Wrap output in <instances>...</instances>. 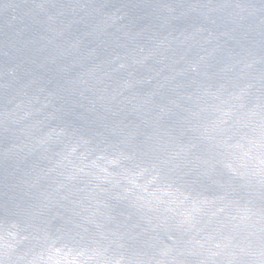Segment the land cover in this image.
I'll list each match as a JSON object with an SVG mask.
<instances>
[{
	"label": "water",
	"instance_id": "obj_1",
	"mask_svg": "<svg viewBox=\"0 0 264 264\" xmlns=\"http://www.w3.org/2000/svg\"><path fill=\"white\" fill-rule=\"evenodd\" d=\"M0 264H264V0H0Z\"/></svg>",
	"mask_w": 264,
	"mask_h": 264
}]
</instances>
